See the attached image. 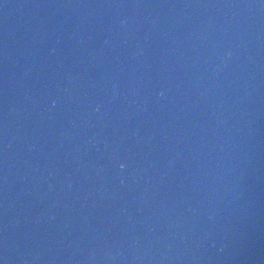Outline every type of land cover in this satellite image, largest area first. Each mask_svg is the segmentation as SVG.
<instances>
[{"label": "water", "instance_id": "water-1", "mask_svg": "<svg viewBox=\"0 0 264 264\" xmlns=\"http://www.w3.org/2000/svg\"><path fill=\"white\" fill-rule=\"evenodd\" d=\"M0 264H264V0H0Z\"/></svg>", "mask_w": 264, "mask_h": 264}]
</instances>
